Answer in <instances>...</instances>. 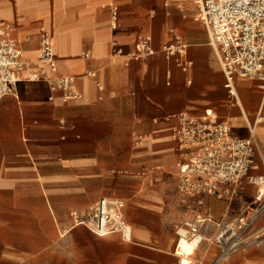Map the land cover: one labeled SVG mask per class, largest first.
<instances>
[{
  "label": "crops",
  "instance_id": "obj_1",
  "mask_svg": "<svg viewBox=\"0 0 264 264\" xmlns=\"http://www.w3.org/2000/svg\"><path fill=\"white\" fill-rule=\"evenodd\" d=\"M0 22L31 64L46 27L59 75L75 78L81 95L66 100L47 81L24 80L0 101V264H213L220 224L238 227L260 205L264 163L258 157L251 172L261 184L244 179L233 197L181 194L176 117L212 110L234 137L254 130L262 144L263 93L247 79L233 95L226 88L199 0H0ZM141 38L157 54L133 60ZM178 39L193 63L187 73L161 53ZM103 198L125 204L131 241L75 223L73 213ZM199 217L203 241L182 258L178 230ZM247 237L220 264H264V214Z\"/></svg>",
  "mask_w": 264,
  "mask_h": 264
},
{
  "label": "built area",
  "instance_id": "obj_2",
  "mask_svg": "<svg viewBox=\"0 0 264 264\" xmlns=\"http://www.w3.org/2000/svg\"><path fill=\"white\" fill-rule=\"evenodd\" d=\"M199 7L200 20L207 29L216 63L226 78V88L233 95L236 79L259 83L263 102L255 124L264 126V0H199ZM161 53L167 59L177 57V65L185 73L192 70L193 63L186 59L187 45L181 40L164 46ZM156 54L152 39L141 38L131 57L140 60ZM28 70L31 71L25 76ZM47 74L52 78L47 79ZM24 80L47 81L53 91H63L66 100L81 98L75 78L59 75L54 39L46 27L41 28L39 61L31 64L24 57L20 41L13 37L11 26L0 22V101L15 95L18 85ZM176 118L178 151L182 154L179 164L181 194L225 199L238 193L244 179L261 184V177H251L257 158L264 163V143L257 142L254 130L248 139L236 138L229 123L212 110L200 117L180 113ZM259 202L252 216L238 227L220 224L215 241L222 251L213 264L228 259L246 242L247 233L264 214V192H261ZM73 217L77 225L86 226L98 237L121 235L125 241L132 240V227L126 221L122 201L103 198L89 214L73 213ZM203 221L199 217L194 223H187L179 229V243L184 239L193 242L200 238ZM202 241L201 237L196 248ZM181 264L194 263L182 260Z\"/></svg>",
  "mask_w": 264,
  "mask_h": 264
},
{
  "label": "bare ground",
  "instance_id": "obj_3",
  "mask_svg": "<svg viewBox=\"0 0 264 264\" xmlns=\"http://www.w3.org/2000/svg\"><path fill=\"white\" fill-rule=\"evenodd\" d=\"M199 239L201 240V237L200 238H196L193 242H190V241L184 239L180 243V244H182L181 245L182 250H180L178 252L180 254V256H182V258L189 257V253H192L195 249H197L196 247H197V243H198ZM183 260L185 261V259H183ZM186 261H188V260H186ZM185 263H188V262H185Z\"/></svg>",
  "mask_w": 264,
  "mask_h": 264
}]
</instances>
